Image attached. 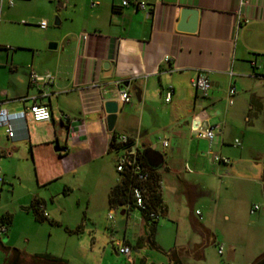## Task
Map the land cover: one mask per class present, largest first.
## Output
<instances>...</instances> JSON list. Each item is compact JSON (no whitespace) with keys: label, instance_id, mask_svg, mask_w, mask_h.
<instances>
[{"label":"crops","instance_id":"crops-1","mask_svg":"<svg viewBox=\"0 0 264 264\" xmlns=\"http://www.w3.org/2000/svg\"><path fill=\"white\" fill-rule=\"evenodd\" d=\"M62 1L58 7L68 4L73 11L59 42L55 37L44 40L56 42L55 50L45 51L26 44H16L13 49L0 45V108L8 114L24 111L26 115V130L20 121L13 122L19 138L16 143L7 142L4 128H0L3 179L0 184L9 180L13 197L16 185H23L25 179L29 185L25 194L30 198V209L40 203L46 218L52 222L56 221L49 217L46 206L47 200L52 201L59 195L50 193L54 186L62 188L64 196L76 189L84 190L78 195V205L81 202L86 207L96 205L104 196L109 206V191L119 180L111 138L125 134L135 139L140 151L144 146L159 153L156 145L160 149L171 148L165 158L162 156V170L156 171L162 181L164 216L171 208L165 197L167 188L171 190L169 198L180 205L184 199L187 206H192L205 190L201 180L204 177V168L200 169L202 159L213 170L222 165L213 162L215 153L210 144L214 141L215 148L224 145L230 127L236 122L238 127L242 123L251 126L261 123L264 127V0H140L150 10L148 18L133 6L121 7V0ZM4 6L8 7L0 4V11ZM185 8L197 12L194 33L177 31L180 12ZM104 64H108L107 70ZM31 71L38 75L50 74L54 80L42 90H36L29 85ZM197 75L206 76L211 84L204 98L198 97L191 87ZM116 81H121V88L131 95L129 103L115 100ZM230 85L235 88L231 105L227 102ZM169 88L171 101L159 107ZM107 101L117 102L111 132L107 130L103 109ZM34 103L48 108L49 122L30 119L26 109ZM198 126L217 127L205 154L194 151L193 141L203 140L193 135V129ZM151 127L167 138L155 144L143 138ZM246 133L243 129L242 134ZM161 141H166L167 147ZM192 151L191 161L195 163L191 172L186 168L189 163L185 159L189 162ZM182 164H186L187 174L178 176L177 168ZM262 165L264 182V161ZM171 174L175 177L169 180ZM87 177L98 184L94 194L91 187L86 188ZM261 193L264 201V186ZM197 212L194 214L200 220ZM130 213L122 216L129 218ZM176 214L170 215L172 222L177 221ZM2 217L8 218L9 225L12 223L8 213ZM138 220L135 243L140 235L146 236L141 218ZM189 221L191 232L200 239L198 242L189 241L167 250L155 239L153 244L144 239L134 248L125 235L116 241L129 245L132 254L145 253L146 247L154 248L164 259L149 262L145 256L140 264H194L204 258L203 250L214 242V236L195 218L190 216ZM0 249L5 253L6 262L10 248L0 242ZM112 251L118 254L114 248Z\"/></svg>","mask_w":264,"mask_h":264},{"label":"rangeland","instance_id":"rangeland-1","mask_svg":"<svg viewBox=\"0 0 264 264\" xmlns=\"http://www.w3.org/2000/svg\"><path fill=\"white\" fill-rule=\"evenodd\" d=\"M61 2L63 1L14 0L12 7L4 6L0 11V45L13 49L16 44H26L46 51L49 43H58L63 35L65 22L71 18L73 11V7L68 4L63 8L58 7ZM64 2L68 3V0ZM85 11L88 12V9ZM41 20H46V29L39 28L38 23ZM55 21H61L62 24L55 25ZM49 37H55L56 42L44 41ZM163 102H159V107H165ZM238 125L236 122L230 127L224 145L218 143L219 149L214 147V141L210 144L215 155L227 159L228 164L219 165L217 170H213L202 159L200 169L204 168V177L201 180L205 183V190L193 201L192 206H187L184 199L180 205L174 198H169L171 190L168 188L165 194L171 213L160 217L154 236L156 243L168 250L174 245L200 241L190 230V216L204 224L214 236V242L206 245L203 250L204 258L193 262L194 264H255L264 257V201L261 193L264 186V127L261 123L254 126L246 123H242L241 127ZM148 129L143 138L151 143L155 144L157 140L167 138L155 127ZM243 129L247 131L246 134H242ZM234 140L239 142V147L232 146ZM208 145V141H193L194 151L198 150L199 153L205 154ZM156 148L164 158L171 149H160L159 145ZM192 154L193 151L189 162L185 159V163H189L185 164L186 168L191 172L195 163L191 161ZM185 165L177 168L178 176L187 174ZM255 171L258 173L254 175ZM174 177L175 175H168L169 180ZM91 180L92 178L88 179L86 188L89 190L91 187V194H94L98 184H93ZM22 184L16 185V195L13 197L9 192V180L0 184V218L6 213L12 217L8 232L1 234L0 242L10 250L15 249L21 253L24 256L23 264H55L36 257L44 254L65 261L66 264H128L124 256L116 255L111 250V243L121 240L124 235L133 248L144 242L142 235L134 242L139 223L136 213L132 212L126 218L117 209L109 220V206L103 200L104 196L101 202L98 199L96 205L90 204L86 207L81 201L78 205V195L83 194L84 190L80 192L76 189L70 195L64 196L61 194L62 188L52 187L50 193L59 195L52 201L47 200L46 208L49 217L56 222H51V218L38 221L30 209V198L25 194L29 191V185L25 179ZM18 195H22L20 199H16ZM252 206H257L258 209L251 214ZM196 210L200 213V220L194 214ZM174 212H177L176 222L170 219ZM79 225L81 231L74 232ZM220 247L222 253L218 254ZM145 256L149 262L164 260L161 253L150 247H146L145 253H133L131 260L134 264H140ZM4 260L5 253L0 249V264H6Z\"/></svg>","mask_w":264,"mask_h":264},{"label":"built area","instance_id":"built-area-1","mask_svg":"<svg viewBox=\"0 0 264 264\" xmlns=\"http://www.w3.org/2000/svg\"><path fill=\"white\" fill-rule=\"evenodd\" d=\"M6 4L8 7H12L14 0H0V4ZM121 7L133 6L134 9L141 10L145 13L146 17L150 16V10L147 5L140 0H121ZM246 23V22H245ZM39 28L46 29L47 23L42 20L38 24ZM54 78L50 74L38 75L34 71L29 73V85L31 88L36 90H42V88L52 84ZM116 101H119L122 104H127L131 101V95L128 91L121 88V81H116ZM191 87L194 90L195 94L204 98L211 88V84L208 78L204 75H197L191 81ZM172 90L171 88L167 89L164 95V102L169 103L171 101ZM235 95V88L230 85L227 89V102L232 104V97ZM115 101V102H116ZM117 103V102H116ZM26 111L29 114L30 119L33 122H49L50 113L48 108L45 105L34 103L29 106ZM66 118V117H65ZM67 119V118H66ZM26 115L22 111L17 114H8L6 110L0 108V128H4L5 138L11 143H16L19 138L16 137V129L14 127V121H20L24 130H26ZM217 127H196L193 129V135L197 139L207 140L212 142L215 138ZM113 144L116 145V156H115V171L117 174L127 172L130 174L133 182L130 185V202L123 209H119L120 212L127 214V212H138V219H142L143 212H148L146 205L149 193V173L143 167V164L138 158L139 152H141L136 144V141L133 137L127 136L125 134L114 135ZM163 147H167L168 143L166 141H161ZM233 147H239V142L235 140L232 144ZM120 147V148H119ZM213 162L219 164H228V160L224 159L218 155H213ZM2 177L0 176V183H2ZM158 191L161 193L162 181L159 180L156 183ZM258 209L257 206H252L250 213L256 212ZM42 217L46 218L47 214L45 213L43 206H39ZM117 209H110L108 219L111 220V214ZM198 214V212H197ZM148 216L154 220L158 219V215L153 212H149ZM6 232L5 225H0V235ZM112 247L116 250L119 255H122L126 258L129 264L132 263L131 255L132 248L127 245L124 241H116L112 244ZM218 254L222 253V248H218Z\"/></svg>","mask_w":264,"mask_h":264},{"label":"trees","instance_id":"trees-1","mask_svg":"<svg viewBox=\"0 0 264 264\" xmlns=\"http://www.w3.org/2000/svg\"><path fill=\"white\" fill-rule=\"evenodd\" d=\"M114 135L111 138L110 146L111 148L116 149V145L113 144ZM120 148V147H119ZM138 158L143 164V167L148 171L150 179H149V193L147 199V209L148 212H143L142 219L143 224L146 228V236L144 239L149 244H153L154 236L156 234V228L160 217L165 215V206L163 205L161 193L158 191L156 183L160 180L156 171L150 168L144 159L141 152L138 154ZM133 182L129 173L124 172L119 175L118 182L110 189L108 194V205L109 209H123L127 204H131L130 202V185ZM40 203H36L31 207V210L34 213L36 220L43 221L46 218L42 217L41 212L39 210ZM149 212H153L154 214L158 215V219L154 220L148 216ZM52 222V221H51ZM0 225H9L8 218L2 217L0 219ZM81 226H77L74 232L81 231ZM67 231L71 232L67 229ZM38 259H41L47 263H55V264H66L65 261L60 259L54 258L48 254L38 255L36 256ZM24 256L16 251L15 249L10 250L6 264H23ZM22 262V263H21ZM255 264H264V257L257 261Z\"/></svg>","mask_w":264,"mask_h":264},{"label":"water","instance_id":"water-1","mask_svg":"<svg viewBox=\"0 0 264 264\" xmlns=\"http://www.w3.org/2000/svg\"><path fill=\"white\" fill-rule=\"evenodd\" d=\"M55 25H58L57 21H55ZM196 25H197V12L192 9H187V8L182 9L180 12L179 23L177 25V31L185 32V33H194L196 30ZM56 46H57L56 43H49L47 49L55 50ZM103 68L104 70H107L108 64H104ZM103 109L106 114L107 130L108 132H111L116 120L117 103L115 101H107L106 103L103 104ZM141 151L144 159L146 160L150 168L154 170L160 168L163 162V157L161 153H159L158 151H154L147 146L142 147ZM120 215H123V212H120ZM112 249L113 247L111 244V250Z\"/></svg>","mask_w":264,"mask_h":264}]
</instances>
